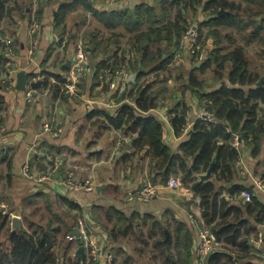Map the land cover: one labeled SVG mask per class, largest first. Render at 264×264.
<instances>
[{"label": "trees", "instance_id": "16d2710c", "mask_svg": "<svg viewBox=\"0 0 264 264\" xmlns=\"http://www.w3.org/2000/svg\"><path fill=\"white\" fill-rule=\"evenodd\" d=\"M81 3L109 30L107 36L101 29L91 30L84 41L89 57L101 56L95 76L105 80L111 68L130 72L129 65L137 70L134 82L119 98H128L130 102L121 104L114 113H97L104 116L105 128H118L125 135L137 133L134 147L148 148L163 180L171 174H181L183 182L190 184L200 196L205 225L221 245L203 264H261L264 261V200L255 186L233 181L241 153L233 142L234 135H238L241 144L251 148L253 155L261 152L264 143V49L261 50L264 48V0H152L133 8L102 11L92 6V0L71 3L63 0L55 14L57 30L63 29L69 12ZM190 14L205 17L196 23L200 39L206 35L202 47L208 40L215 47L198 67L190 70L184 86L199 94L202 92L200 96L206 97V102L211 101L208 108L215 112V119L196 121L189 130V138L174 149L164 141V123L152 111L168 89L176 51L182 35L192 24ZM118 28H124L126 34L115 32ZM234 31L241 34L244 44L233 36ZM125 35H129V42L123 48L120 37ZM255 40L259 43L256 46L259 64H255L246 49ZM200 51L201 48L197 55ZM212 67L215 81L221 85L206 93L209 83L200 74L205 75ZM48 83L47 79L45 86ZM173 110L175 132L181 135L186 128L189 105L183 102ZM4 158L0 157V162ZM213 162L214 178L201 180L198 174L207 172ZM217 182L228 185L230 196L219 197L221 186ZM246 190L252 194L250 201L242 197ZM68 207L65 213L50 216L46 224L29 218L27 227L18 228L12 226L10 214H1L0 264H103L91 259L89 253L83 259L74 241L66 239L83 215L82 207L73 201L69 200ZM74 210L77 212L71 213ZM108 218L113 222L111 232L115 240L121 235L129 239L133 233L141 244L133 249L139 251L137 254L122 246L113 248L111 264H194L193 242L187 226L176 222L172 230V223L165 218L149 214L132 218L116 209L109 211ZM3 232L5 241L1 240ZM260 233L263 242L258 247L251 239ZM151 240L152 249L146 252L154 260L146 263L141 253Z\"/></svg>", "mask_w": 264, "mask_h": 264}, {"label": "crops", "instance_id": "0c3cea01", "mask_svg": "<svg viewBox=\"0 0 264 264\" xmlns=\"http://www.w3.org/2000/svg\"><path fill=\"white\" fill-rule=\"evenodd\" d=\"M68 1L71 3L73 0ZM62 2L63 0H0V93L3 97V102L0 103V157H5L0 162L3 170L0 182L4 181L8 193L11 192L9 196L13 195V205L8 208L9 212L21 220L19 203L22 202L24 208H29L31 217L37 209L50 216L52 213L61 215L67 211L65 207L69 210V200L73 201L82 207L81 216L94 242L99 244L102 254L111 253L118 246L127 249L123 241L126 237L121 235L117 240L113 238V222L108 218L111 209L132 218L148 214L162 217L172 223V230L176 222L189 228L194 258L197 238L195 224L206 226L200 196L190 184L183 182L181 174H171L163 180L148 154V148L134 147L137 133L125 135L118 128H105L102 123L104 116L97 115L99 111L114 113L121 104L130 102L128 98L119 99L123 93L120 91V69L112 72L111 68L105 80L97 78L95 72L101 56L89 57L88 53L89 69L83 78L82 90L70 94L64 88L62 80L66 79L72 60L80 48L86 49L84 41L87 33L95 29H101L105 33L109 30L82 3L69 12L62 25L63 29L57 30L54 25L55 14ZM123 2L108 5L105 1L92 0V6L100 11L133 8L143 0H135L129 5L127 0ZM33 17L41 21L36 33L39 50L35 56L29 52V27ZM204 18L203 15L197 16L194 27ZM115 32L125 33V30L118 28ZM3 37L12 38L18 50L17 56L12 59L11 86L3 82V68L11 59L2 43ZM128 42L129 40L122 41L121 46ZM239 42L244 44L241 38ZM183 44L185 47L186 42ZM184 52V57L188 59L186 63H181L185 64L184 68L180 62L172 65L182 70L176 73L171 67L168 89L162 95L158 107L152 111L164 123V141L174 149L189 138V130L196 121L201 120L200 113L206 100V97L200 96L201 90L199 94L184 86L192 69L189 52L186 48ZM108 58L111 59V56ZM129 68L131 73L137 74V70H133L130 65ZM23 70L28 74L26 90L16 87L17 75ZM47 79L49 83L45 86ZM220 85L221 83H209L204 92L211 93ZM183 102L189 105L185 126L187 129L177 135L172 122L173 108ZM188 123L193 124L189 129ZM46 124L51 126L52 132L46 131ZM58 130L60 134L53 136V131ZM238 148L241 153L237 162L236 179L233 181L244 186H255L264 200V193L256 184L259 180L264 182V143L258 155H253L252 149L241 143ZM55 162L61 163V169L57 173L51 170ZM206 173L198 174L199 178L203 180L201 176ZM70 175L75 179L91 177L93 188L76 191L74 197L78 199L72 197L75 192L67 191L61 183L63 178ZM209 178H214L213 172ZM171 180L178 181V186H172ZM147 181L157 187V196L145 202L129 200ZM217 184L221 186L219 197L230 196L225 182ZM72 212L75 214L77 210ZM22 213L26 215L25 212ZM76 230L74 228L71 233ZM167 236L169 237V233ZM258 239L259 236H254L251 241L256 244ZM73 243L77 247L81 244L80 241Z\"/></svg>", "mask_w": 264, "mask_h": 264}, {"label": "built area", "instance_id": "2783aa9c", "mask_svg": "<svg viewBox=\"0 0 264 264\" xmlns=\"http://www.w3.org/2000/svg\"><path fill=\"white\" fill-rule=\"evenodd\" d=\"M113 5L117 3L118 0H110ZM41 25V21L37 17H33L31 20V24L29 27V37H30V54L32 56H35L39 50V41L37 39L36 33L37 30L39 29ZM192 29V28H190ZM189 29V30H190ZM184 41V39H183ZM2 43L11 57L10 60L7 61L4 69V75H3V82L6 83L7 85L11 86L13 84L12 78H11V69L13 68V62L12 59H15L17 56V48L15 45V42L12 38L10 37H3L2 38ZM182 45V44H181ZM88 52L84 48H80L77 52V55L75 58L72 60V63L69 68V72L66 76V79L63 81V86L64 88L70 92V94H76L78 91L79 84L82 80V78L87 74L88 72ZM119 78L121 81V88L120 91L124 92L130 82H134L135 78L131 77L125 69H121L119 72ZM121 76V77H120ZM211 104V101L205 100V106L201 110L200 117L201 119H208V120H214L215 119V112L210 110L208 108V105ZM189 119V117H188ZM193 124L188 123V129L190 126ZM46 131H51L52 128L51 126L46 124ZM187 129V127H186ZM60 131H53V136L54 135H59ZM240 138L238 135H234V142L233 144L236 147L240 146ZM60 162H55L54 166L51 168L52 172L57 173L60 171ZM93 180L92 179H87L85 181H78L75 179L72 175L68 176L67 178L62 179V185L64 188L69 191V192H76L79 190H90L92 189L93 186ZM179 182L171 180V185L172 186H178ZM257 186L258 189L262 190L264 193V182L259 180L257 181ZM158 194V189L157 187L150 181H147L144 186L133 196L129 197V200L132 201H139V202H145L148 199L155 198ZM242 197L245 201H250L252 199V194L250 191H243ZM79 223L81 224V228H78L79 234L71 233L69 236H71V240L75 241V237L78 239V241H81V239H84V243L86 247L91 248V259L93 260H99L103 264H111L113 261V254L108 252V253H101V249L98 243H95L93 238L91 237L88 228L85 224V220L82 217H79ZM195 229L197 231V238H196V245L194 246L195 248V258L198 260H204L209 254L213 253L215 251V248L217 245H220V243L216 240L215 236L213 233L206 227L202 226L199 223L195 224ZM75 236V237H74ZM263 242V236L262 233L259 235V239L256 242V245L258 247L261 246ZM201 261V262H202ZM201 262H198V264H201Z\"/></svg>", "mask_w": 264, "mask_h": 264}, {"label": "rangeland", "instance_id": "374dc122", "mask_svg": "<svg viewBox=\"0 0 264 264\" xmlns=\"http://www.w3.org/2000/svg\"><path fill=\"white\" fill-rule=\"evenodd\" d=\"M100 1H102V2H104L105 1V3H107L108 5L109 4H112L111 3V1L110 0H100ZM123 2V3H125V1L126 0H118L117 1V3L116 4H118V2ZM134 1L135 0H133V1H131V0H127V4L129 5L130 3H134ZM139 1H141V0H139ZM143 1H152V0H143ZM191 11V10H190ZM190 16V20H191V22H192V24H191V26H189L188 27V30H186V32L182 35V40H181V44L182 45H180V47H179V49H178V51H176V55H175V59H174V64L176 65V63H179L180 62V64L181 63H186L187 62V60H186V58L184 57V51H185V48H186V50L189 52L188 54H189V57L191 58V63H192V69H194V68H196V67H198L199 65H200V63L206 58V56H208V51H210L211 50V48L213 49L214 47H215V45H214V43L210 40H208V42L206 43V45H205V47H202V45H203V41H204V39H205V37H206V35L204 36V38H202V39H200V32H199V29H198V26L197 25H195V27H194V22H195V19H196V17L194 16V15H192V14H190L189 15ZM190 28H192V29H190ZM190 29V30H189ZM104 32V31H103ZM119 33V32H118ZM125 33H126V31H125ZM105 36H107V35H109L108 33H103ZM206 34H207V31H206ZM233 36L238 40V41H240V38H241V34H238L237 32H233ZM183 39H184V41L186 42V45H185V47H184V41H183ZM129 40V35H125L124 37H122V38H120V44H122V41H128ZM225 43H226V41H225ZM242 43V42H241ZM255 43V44H254ZM254 43H252V44H250V45H247V52H248V55L250 56V57H252V59H253V61L255 62V64H259L260 63V59L257 57V55H256V52H257V50H256V46L257 45H259V43H258V41L257 40H255V42ZM123 47H125V46H123ZM211 47V48H210ZM201 48V51H200V54L199 55H197L198 53H199V49ZM264 48H261V50H263ZM195 55V56H194ZM254 58L256 59V60H254ZM194 62V63H193ZM182 65V64H181ZM185 65V64H184ZM184 65H182L183 66V68H184ZM120 69V68H119ZM172 69H175V71H176V73H178V72H180L181 70L176 66V67H174V66H172ZM213 67L211 68V69H208V71H207V73L205 74V75H202V74H200V77H205L206 79H207V83H212V84H216V83H221L220 81H215V77L213 76ZM118 70V69H117ZM121 70V69H120ZM119 70V71H120ZM126 70V69H125ZM118 71V72H119ZM112 72H114V69H112ZM126 72L131 76V77H136V75H134V73H131V72H129L128 70H126ZM163 75L164 74H161V77H163ZM121 77V76H120ZM84 78V77H83ZM83 78H82V80H81V82H80V84H79V87H78V91H77V93L79 92V91H81L82 89H81V85H82V83H83ZM226 81V80H225ZM3 173V170H2V167L0 166V173ZM76 179L78 180V181H85V180H87V179H92L91 177H87V178H79V177H76ZM93 180V179H92ZM61 183H62V180H61ZM40 187H41V185H40ZM40 187H38V188H40ZM92 188H93V186H92ZM84 189H82V190H79V191H83ZM77 192H75L74 194H73V196L72 197H74V195L76 194ZM80 193V192H79ZM11 194V192H9L8 193V189H7V185L4 183V181H1L0 182V215L1 214H7V215H9L10 214V216H12L11 215V212H9V207H11L12 205H13V195H11V196H9ZM74 198H76V197H74ZM22 199V198H21ZM76 199H78V198H76ZM21 206V208L19 209L20 210V217H21V225H24V226H28V219L30 218V220H32V218L35 220V221H38V222H40V223H44V224H46L47 223V221L46 220H48L49 219V214L48 213H46V212H42V211H39V209H37L38 211H35V212H33L32 214H33V216L31 217V215L29 214L30 212H29V208H24V206L22 205V202L21 203H19ZM87 206V204L85 203L84 204V207H86ZM45 207H46V205H45ZM66 208V210L68 211V208L67 207H65ZM61 210V212H62V209H60ZM22 212H25L27 215H28V218H26L25 217V215H24V213H22ZM71 213H73L72 211H71ZM18 215V214H17ZM52 215H53V213H52ZM13 217V216H12ZM80 217H82V216H80ZM78 221H79V219H78ZM12 222V221H11ZM81 224L78 222V224H77V226H75V228L76 229H78V228H81V226H80ZM13 226V225H12ZM147 231H146V229H145V236H147V233H146ZM71 234V233H70ZM5 233L3 232V234H2V236H1V240H3V241H5ZM71 238V236H69V234H67L66 235V239L67 240H69V241H73V240H71L70 238ZM75 237V236H74ZM75 239V242L76 241H78V239L75 237L74 238ZM128 240V241H127ZM123 241H124V243H125V246H126V248L128 249V251L129 252H131V253H134V254H137L139 251H135V250H133V249H135L136 247H138V245H141L140 243H139V241L135 238V235L133 234V233H131V236L129 237V239H123ZM81 244L80 245H85V243H84V239H81ZM257 242V241H256ZM79 245V246H80ZM6 246H9V243L7 242L6 243ZM76 246V245H75ZM221 245H217L216 246V248H215V250L218 248V247H220ZM85 247H86V245H85ZM78 249V248H77ZM144 249H146V250H143L142 251V253H141V256H142V258H143V260L146 262V263H148V262H150L151 261V263H152V261L154 260V259H152V257H151V255H150V253H148V252H146V251H150L151 249H152V240L149 242V244H146V246L144 247ZM77 251V250H76ZM224 251H226V250H224ZM86 253H89V255H90V257H91V248L90 247H86ZM228 254H229V252H227ZM87 255V254H86ZM138 256H139V254H138ZM206 259V258H205ZM204 259V260H205ZM157 260H160V259H157ZM204 260L202 261L201 259L200 260H198V262H201V264H203V262H204ZM193 262H194V264H198V262H197V258H193Z\"/></svg>", "mask_w": 264, "mask_h": 264}, {"label": "water", "instance_id": "95a60500", "mask_svg": "<svg viewBox=\"0 0 264 264\" xmlns=\"http://www.w3.org/2000/svg\"><path fill=\"white\" fill-rule=\"evenodd\" d=\"M222 12H224V11H222ZM17 76H18V80H17L16 87L18 89H21V90H26L28 88V74H27V72L24 71V70L20 71ZM213 166H214V162L211 164V166L208 169L207 173L203 174L201 176V178L203 180L208 179L212 175ZM13 226L16 227V228L21 226V220H20V218L18 216H14L13 217ZM75 233L78 235L79 234L78 230H76ZM166 233L168 235L169 231L166 230ZM77 253H80L82 258L84 259L85 256H86V247H85V245H83V244L80 245L78 247V249H77Z\"/></svg>", "mask_w": 264, "mask_h": 264}]
</instances>
